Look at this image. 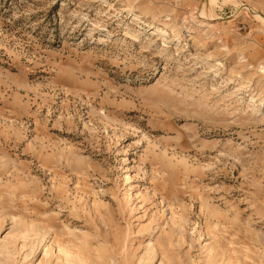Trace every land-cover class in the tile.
I'll return each mask as SVG.
<instances>
[{
    "label": "rangeland",
    "instance_id": "obj_1",
    "mask_svg": "<svg viewBox=\"0 0 264 264\" xmlns=\"http://www.w3.org/2000/svg\"><path fill=\"white\" fill-rule=\"evenodd\" d=\"M0 264H264V0H0Z\"/></svg>",
    "mask_w": 264,
    "mask_h": 264
}]
</instances>
